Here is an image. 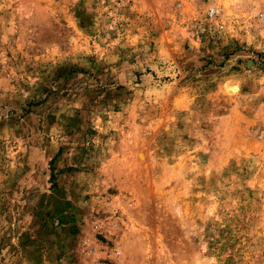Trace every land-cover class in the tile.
Returning <instances> with one entry per match:
<instances>
[{"label": "rangeland", "instance_id": "1", "mask_svg": "<svg viewBox=\"0 0 264 264\" xmlns=\"http://www.w3.org/2000/svg\"><path fill=\"white\" fill-rule=\"evenodd\" d=\"M0 264H264V0H0Z\"/></svg>", "mask_w": 264, "mask_h": 264}]
</instances>
